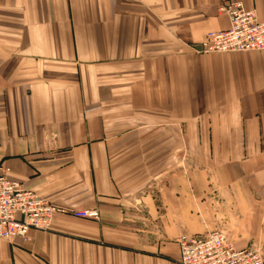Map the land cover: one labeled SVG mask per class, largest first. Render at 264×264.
Returning a JSON list of instances; mask_svg holds the SVG:
<instances>
[{
	"label": "crops",
	"instance_id": "obj_1",
	"mask_svg": "<svg viewBox=\"0 0 264 264\" xmlns=\"http://www.w3.org/2000/svg\"><path fill=\"white\" fill-rule=\"evenodd\" d=\"M228 2L264 21V0H0V167L101 216L0 238V264H179L180 236L235 218L264 254V52L192 51Z\"/></svg>",
	"mask_w": 264,
	"mask_h": 264
},
{
	"label": "built area",
	"instance_id": "obj_2",
	"mask_svg": "<svg viewBox=\"0 0 264 264\" xmlns=\"http://www.w3.org/2000/svg\"><path fill=\"white\" fill-rule=\"evenodd\" d=\"M219 11L230 21V28L208 32L203 41L192 46L197 54L264 52V21L242 2H228ZM0 167V238L28 240L31 231H49L56 215L100 221L97 209L68 210L39 194L28 191L20 181ZM179 264H264L259 247L238 249L228 233L213 231L204 237L183 235L177 239Z\"/></svg>",
	"mask_w": 264,
	"mask_h": 264
},
{
	"label": "rangeland",
	"instance_id": "obj_3",
	"mask_svg": "<svg viewBox=\"0 0 264 264\" xmlns=\"http://www.w3.org/2000/svg\"><path fill=\"white\" fill-rule=\"evenodd\" d=\"M212 207H214V205H212ZM210 223L217 228H219V225L223 226L224 224H226V222H224L223 220L211 221ZM230 223H231V225L229 226V228L224 229V230L222 229V231L228 233L230 239L232 240L234 245H236V242H237L236 234H237V230L239 229L238 228V221L235 218V219L231 220Z\"/></svg>",
	"mask_w": 264,
	"mask_h": 264
}]
</instances>
